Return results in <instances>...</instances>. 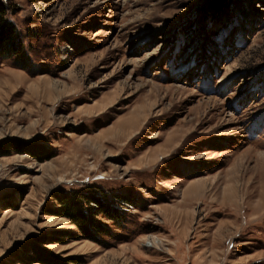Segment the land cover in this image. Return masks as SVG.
Returning <instances> with one entry per match:
<instances>
[{"label": "rangeland", "instance_id": "1", "mask_svg": "<svg viewBox=\"0 0 264 264\" xmlns=\"http://www.w3.org/2000/svg\"><path fill=\"white\" fill-rule=\"evenodd\" d=\"M212 1L9 0L0 264H264V0ZM62 192L121 219L82 231Z\"/></svg>", "mask_w": 264, "mask_h": 264}, {"label": "trees", "instance_id": "2", "mask_svg": "<svg viewBox=\"0 0 264 264\" xmlns=\"http://www.w3.org/2000/svg\"><path fill=\"white\" fill-rule=\"evenodd\" d=\"M226 1L227 0H215L214 2L212 1L210 6H216L215 4L218 2L226 3ZM10 7L9 0H0V57L9 58L11 56H16L20 60L17 64L22 68L28 69L29 60L23 50L20 32L15 23L8 18ZM3 154L4 153L1 155ZM56 198L60 206L56 210V213L53 214L67 217L70 219L71 223L85 232H93L99 229L100 224L96 219L98 215L104 216L112 221H119L121 219L118 211L109 206L107 201H102L91 194L80 193L71 196L63 193ZM81 198L85 199L83 204ZM91 203H94L96 206ZM84 237L95 239L93 235L87 233ZM40 251L39 249L35 250L37 256L41 254ZM44 256V259L39 258L31 261L40 264H59L63 260L58 255L48 251L44 252Z\"/></svg>", "mask_w": 264, "mask_h": 264}, {"label": "crops", "instance_id": "3", "mask_svg": "<svg viewBox=\"0 0 264 264\" xmlns=\"http://www.w3.org/2000/svg\"><path fill=\"white\" fill-rule=\"evenodd\" d=\"M136 120V118H135V116L134 115H132V116H130V117H127V118H125V119H123V121H121L119 124H118V131L120 130V131H123V132H125V130H126V127L127 126H129V125H132L131 123L133 122V120ZM160 157V156H159ZM158 157V158H159ZM92 180H96V179H98V178H104L103 176H99V175H93L92 176ZM87 180H90V178H87ZM123 188H125V187H121V190L123 189ZM196 188V186L195 185H191V189H195ZM104 189H109V190H111L112 188L111 187H104ZM113 190V189H112ZM186 193H187V191H186Z\"/></svg>", "mask_w": 264, "mask_h": 264}, {"label": "built area", "instance_id": "4", "mask_svg": "<svg viewBox=\"0 0 264 264\" xmlns=\"http://www.w3.org/2000/svg\"><path fill=\"white\" fill-rule=\"evenodd\" d=\"M118 201L122 203L121 207H130L131 205L129 201L125 198H120ZM91 204L95 206L94 203H91Z\"/></svg>", "mask_w": 264, "mask_h": 264}]
</instances>
